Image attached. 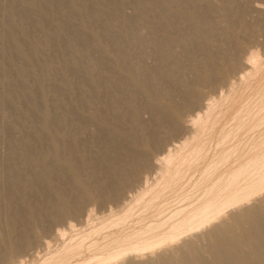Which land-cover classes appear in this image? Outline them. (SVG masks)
Here are the masks:
<instances>
[{
  "label": "rangeland",
  "instance_id": "obj_1",
  "mask_svg": "<svg viewBox=\"0 0 264 264\" xmlns=\"http://www.w3.org/2000/svg\"><path fill=\"white\" fill-rule=\"evenodd\" d=\"M262 174L264 0H0V264L199 235Z\"/></svg>",
  "mask_w": 264,
  "mask_h": 264
},
{
  "label": "bare ground",
  "instance_id": "obj_2",
  "mask_svg": "<svg viewBox=\"0 0 264 264\" xmlns=\"http://www.w3.org/2000/svg\"><path fill=\"white\" fill-rule=\"evenodd\" d=\"M255 10H259L257 5L255 6ZM251 60L248 59L243 63V69L248 70L251 68ZM205 109H208V106H206ZM196 119L197 122L199 118ZM257 130L259 131V129ZM186 141L187 138L182 142L186 143ZM171 150L172 149L168 150L167 154H169ZM177 151L179 152L178 149ZM227 159L229 160V158ZM235 165L236 163H234V166ZM156 168L158 170L160 169L158 166ZM218 200L220 201V199ZM226 208H228V210L223 211ZM261 209H264V174L247 185L245 191L240 192L228 201V204L221 210L226 213V216H220V212H218L219 214L216 213L217 209L207 208L206 213L202 216V220L208 219L210 216L215 217L212 222H208L207 227L204 231H201L199 235H192L193 233H189V231H191L189 227L192 223L187 222L184 229L172 231L165 239L159 241H154L152 239L142 240L141 244L136 245V247L138 246L137 248L132 250L128 248L125 251L122 250L123 252L119 255H108L106 258L102 257L100 261L96 262L97 264H170L171 261L179 259L183 252H187L196 240L210 239L213 242V246L211 252H208V255L215 264H229L226 262L227 258L232 259L231 264H264V220L256 213V211ZM176 217L177 216H175V218ZM172 218L173 216H171L167 222H164L163 225L168 223ZM245 225L249 227V231H243L242 228ZM156 231L158 230L151 229L149 232L139 234L137 237L132 238L135 240L140 237L144 238ZM230 233H235V237L230 241L225 240L224 235H230ZM239 247L242 252L238 250Z\"/></svg>",
  "mask_w": 264,
  "mask_h": 264
}]
</instances>
